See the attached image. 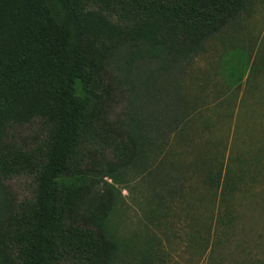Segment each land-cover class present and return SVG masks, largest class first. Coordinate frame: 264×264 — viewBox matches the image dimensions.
<instances>
[{
	"label": "trees",
	"instance_id": "16d2710c",
	"mask_svg": "<svg viewBox=\"0 0 264 264\" xmlns=\"http://www.w3.org/2000/svg\"><path fill=\"white\" fill-rule=\"evenodd\" d=\"M248 2L0 0V264H117V185L166 167L156 159L165 133L188 125L171 77ZM124 96L139 102L116 112ZM30 125L29 135L11 132ZM257 151L193 162L220 188L225 214L264 174ZM20 176L32 180L29 198L8 184ZM258 249L253 264H264Z\"/></svg>",
	"mask_w": 264,
	"mask_h": 264
},
{
	"label": "rangeland",
	"instance_id": "374dc122",
	"mask_svg": "<svg viewBox=\"0 0 264 264\" xmlns=\"http://www.w3.org/2000/svg\"><path fill=\"white\" fill-rule=\"evenodd\" d=\"M185 70L173 73L170 87L183 98L179 110L189 115L188 125L165 133L156 159L165 158L166 167L117 185L121 195L109 217L123 245L117 264L144 257L154 264H253L262 258L264 174L228 198L225 214L220 188L204 181L203 165L192 164L200 156L224 163L258 148L264 156V0H249L244 12L204 41ZM137 102L138 96H124L116 112ZM34 128L14 126L11 132L26 136ZM174 161L181 164L176 169L169 165ZM8 184L18 198L31 197L29 177Z\"/></svg>",
	"mask_w": 264,
	"mask_h": 264
}]
</instances>
